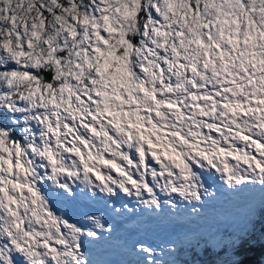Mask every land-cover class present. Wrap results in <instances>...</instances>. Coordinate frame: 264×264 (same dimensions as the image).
<instances>
[{
  "label": "rangeland",
  "instance_id": "1",
  "mask_svg": "<svg viewBox=\"0 0 264 264\" xmlns=\"http://www.w3.org/2000/svg\"><path fill=\"white\" fill-rule=\"evenodd\" d=\"M22 1L9 0L5 8L11 17L0 47V101L11 86L29 81L20 100L27 109L41 89L29 57L40 52L63 65L57 50L82 40L99 39V46L101 33L124 32L140 9V0H87L79 20L60 13L40 40L19 10ZM143 1L150 53L170 38L187 41L183 32L196 35L189 29L192 11L211 17L208 34L264 30V0ZM96 45L86 52L97 53ZM185 62V73L150 76L153 90L165 84L154 98L144 96V82L123 86L103 77L97 90L51 102L38 129H23L21 143L0 135V264H118L129 257L133 264H179L177 249L204 233L210 218L229 217L217 219L229 226L235 204L264 191V82L246 87L226 73L232 85L201 86L205 75L218 76L219 65L201 54ZM190 89L194 95L182 108L165 102L177 103L174 95ZM221 238L211 259L216 264L236 257L234 231ZM114 247L121 251L112 253Z\"/></svg>",
  "mask_w": 264,
  "mask_h": 264
},
{
  "label": "trees",
  "instance_id": "2",
  "mask_svg": "<svg viewBox=\"0 0 264 264\" xmlns=\"http://www.w3.org/2000/svg\"><path fill=\"white\" fill-rule=\"evenodd\" d=\"M8 1L0 0V47L4 40H2L3 33L7 32L5 28L10 26L11 12L5 10ZM75 1H81V3L76 7H71L72 2ZM194 3L192 2V4ZM145 7L144 1L140 0V9L144 8V10L139 9L133 23L124 22V32H115L118 28H114L107 34L101 33L103 38L100 39L99 46L96 45L99 39L96 41L82 40L83 42H81L77 37L75 40L81 42L80 46H73L69 43L67 46L69 49L64 47L57 50V53L62 57L63 65L46 60L45 54L42 55L40 52L36 57H29L28 62L31 64L28 68L32 74V80L35 79L41 89L33 100V106L27 109L24 108L26 101L22 103L20 100L25 98L26 87L31 89L33 84L26 80L28 82L25 84L19 83L10 87L8 97L0 101V135L6 134L8 139L21 143L23 129L29 128L32 131L38 129L41 120L50 113L49 106L53 105L51 102L56 104L60 98L75 97L83 91L85 93L97 90L103 77H112L119 83L121 82L120 84L123 86L136 85L139 87L140 84L136 83L144 82V89L148 90L144 96L148 95L149 99L154 98V94H157L158 90H162L165 84L157 85L153 90L151 80H148L150 76L155 74L172 76V73L177 72V69L180 68L185 73L188 69L185 61L187 59L192 61L196 54L206 56L213 65H219L215 70L218 76L210 79L208 75H205L204 82L197 81L201 86L216 83L221 88L224 87L223 85L226 87L232 85V83L227 84L226 73H230L229 76L234 81L238 84H245L246 87L252 82H255L257 86L264 82L263 29L258 27L256 30L229 29L222 33L216 29L215 33L208 34L203 29L207 27L206 22L211 23V17L206 20L202 18L203 12L196 14L192 11V18L189 21L193 27H189V29L196 35L189 36V33L183 32L182 36L188 35L187 41L173 40L174 43H169V40L173 39L170 38L163 45L158 44L150 53V47L154 44L150 46L149 43L144 44L145 41H143V30L148 26L149 17V10ZM87 9V0H23L19 10L33 20L31 22L37 27L35 34L39 36L40 40H44L45 32L51 31V21L57 18L60 13H63L64 16L69 13L79 20ZM192 10L196 11L194 8ZM36 39L38 42V38ZM19 44L21 47L25 45L24 38L19 40ZM29 44H32V38L29 39ZM40 45L41 43L38 42L37 46ZM95 45L98 46L97 53L86 52ZM148 46L150 47L148 48ZM125 60L126 62H124ZM213 61L215 62L213 63ZM193 95L194 91L191 89L190 91H179L174 95V98H180L177 103L170 100L165 102L182 108L184 100ZM199 107H201L199 103L194 106V108ZM19 108H23V110L19 112ZM66 111L71 110L66 109L63 112ZM17 114L20 115L16 118ZM35 133L37 134V131ZM217 216L206 222L203 227L205 232L199 233L196 236L197 239L185 243V245L189 244L188 247L183 248V246L181 251L177 249V256L174 257L176 263L216 264L211 261L214 248L217 246L222 248L226 238L222 239L221 237L234 231L237 239V243L233 245L236 257L224 264H264V191L259 192V195L246 196L238 205L235 204L230 213L232 218L228 221L229 226L224 227L217 222L219 219V221L227 223L229 217L220 218ZM172 228L176 229L175 226ZM182 241L180 239V243ZM117 250L121 251L114 247L111 252L114 253ZM131 258H125V261L118 264H133ZM146 261L140 260L134 264H155ZM167 264L170 263L167 262Z\"/></svg>",
  "mask_w": 264,
  "mask_h": 264
},
{
  "label": "bare ground",
  "instance_id": "3",
  "mask_svg": "<svg viewBox=\"0 0 264 264\" xmlns=\"http://www.w3.org/2000/svg\"><path fill=\"white\" fill-rule=\"evenodd\" d=\"M130 202H131V201H130ZM139 202L142 203V200L139 201ZM149 202H150V200H149ZM151 202H152V201H151ZM151 202H150V203H151ZM135 203H138V202L135 201ZM129 205H130V206H133V204L131 205V203H129ZM130 215H131V214H130ZM109 222H111L112 226L114 227V224H113V223H114V220H110ZM81 243H82V241H81ZM34 251H35V250H34ZM35 252H36V251H35ZM31 255H32V254H31ZM34 255H35V254H34ZM33 258H34V257H33ZM33 261H34V260H33Z\"/></svg>",
  "mask_w": 264,
  "mask_h": 264
},
{
  "label": "water",
  "instance_id": "4",
  "mask_svg": "<svg viewBox=\"0 0 264 264\" xmlns=\"http://www.w3.org/2000/svg\"><path fill=\"white\" fill-rule=\"evenodd\" d=\"M195 170H196L195 165H194V164H191V165H190V173H191V174H192V173H195ZM50 205H52V204H50Z\"/></svg>",
  "mask_w": 264,
  "mask_h": 264
}]
</instances>
